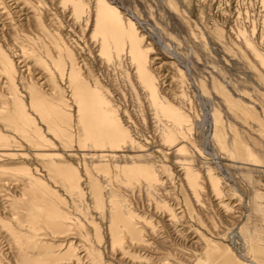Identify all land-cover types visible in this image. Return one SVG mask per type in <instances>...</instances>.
I'll use <instances>...</instances> for the list:
<instances>
[{
    "label": "bare ground",
    "instance_id": "obj_1",
    "mask_svg": "<svg viewBox=\"0 0 264 264\" xmlns=\"http://www.w3.org/2000/svg\"><path fill=\"white\" fill-rule=\"evenodd\" d=\"M27 2L25 0L24 3ZM61 4L71 8L75 20L86 17V25L89 26L91 14L84 1L61 0ZM93 9L92 37L100 40V55L108 63H113L112 60L116 58L117 64L121 65L122 55L127 50L142 92L141 95L136 94L137 103L141 106L144 101L157 124L154 137L149 141L142 136L141 140L139 135L131 134V125L135 124L130 122L128 112L124 113L130 123L125 125L109 89L102 86L90 72L93 81L86 78L81 69L83 66L77 62L78 56L75 57L60 35L47 33L41 15L33 10L36 27L49 39L56 56L42 43L37 47L34 44L32 53H29L22 46L26 40L16 33L12 37L22 46L20 55L15 49L7 53L0 44V199L4 215L0 218V227L8 239V248L11 245L15 248L16 264L88 263V257L94 256L95 252L91 251L90 241L83 240L86 239L85 225L93 226L96 236L100 231L94 219L86 214L89 207L87 198L91 200L93 208L101 212L102 221L107 222L106 230L112 250L122 248L124 244H129L130 248L155 245L151 236H159L160 232L154 219L146 215L152 208L167 215L168 222L175 230L173 232L178 236L191 238L190 235L195 234L193 238L202 245L200 255H205L212 244L217 248L218 261L231 262L230 257H238L240 260L237 264H264L255 257H245L252 249L247 244L251 242L252 225L243 224L237 228L246 250L239 256L233 253L229 256L227 246H219L218 242L207 238L191 225L186 224L188 226L185 227L179 224L181 230H176L175 224L180 219L174 205L170 204L171 195L165 189L173 177L164 163L169 157H176L173 163L183 172V181L193 201L199 208L207 209L201 199L200 189L203 187L199 181L200 174L192 166L189 156L193 153L192 157L195 155L199 164L205 166L215 201L228 208L230 205L221 203L224 194L222 178L214 172V169H220V162L217 158L211 160L206 157L195 146L190 139L193 130L190 116L179 105L162 96L157 79L149 69L152 49L144 45V38L140 36L135 23L130 19L124 20L119 9L108 0H96ZM0 10V26L3 27L2 18L6 22L9 14L2 0ZM239 36L264 70L263 53L251 44L246 33L240 32ZM15 57L20 67L14 64ZM30 63L39 72L35 74V80L28 66ZM179 73L182 75L183 71L179 70ZM215 87L226 97L230 107L239 108L223 88L218 84ZM241 108L246 111L244 108L247 107L242 104ZM210 118L214 127L212 140L218 149L226 151L219 111L213 109ZM232 143L233 158L237 156L248 163L261 164V160L247 146L237 141ZM156 155L162 157L163 161L157 160ZM210 164L215 166L211 168ZM11 187L18 190V194L11 193ZM141 197H145L149 203L148 212L142 211V214L138 211L137 203H134L136 198L141 200ZM209 221L213 228L211 232L200 222L210 235L218 240L225 239L226 231L217 230L221 227L220 222L214 216ZM231 230L233 228L227 232ZM60 236L69 237L75 242L62 241L58 246L47 242ZM160 238L164 244L170 241L168 235ZM58 247L60 249L55 250ZM169 248H173L171 243ZM247 250H250L249 253ZM168 255L158 259V262L169 264ZM185 255L188 262L180 264H206L199 254ZM147 256L143 254L141 258L145 260ZM3 260L0 258V264H6Z\"/></svg>",
    "mask_w": 264,
    "mask_h": 264
},
{
    "label": "rangeland",
    "instance_id": "obj_2",
    "mask_svg": "<svg viewBox=\"0 0 264 264\" xmlns=\"http://www.w3.org/2000/svg\"><path fill=\"white\" fill-rule=\"evenodd\" d=\"M2 1L7 6L9 18L6 22H4L5 18H2L0 44L7 53L10 49H15L19 54L22 46L32 53L33 45L37 47L42 43L55 55L49 39L38 29V26L36 27L33 10L37 11L41 15L47 33L60 35L63 43L75 54V57L78 56L77 62L83 66L81 69L86 78L93 81V78L89 76L90 72L96 76L94 78L102 86L109 89L113 103L117 106L124 124L129 125L131 121L135 124V126L131 125V134L139 135L140 139L144 136L149 141L154 137L153 133H155L157 124L144 101L142 100L141 106L137 103L136 94L141 95L142 92L127 50L122 55L121 65L117 64L116 58L112 60L113 63H108L100 55V40L92 37L95 16L93 8L96 0H82L88 5L91 14L89 26L86 25V17L82 18L83 20H75L71 8L64 7L61 0H28L27 3H24L25 0ZM108 1L119 9L124 20L130 19L135 23L140 36L144 38V45L152 49L149 55L151 61L149 69L157 79L162 96L173 104L179 105L190 116L193 124L190 135L192 142L206 157L211 160L217 158L220 162V169H214V172L222 178L221 189L224 194L221 203L230 205L228 208H224L218 204L219 201H215L216 198L211 192L206 177L205 166L200 165L195 155L192 157L193 153H190L191 164L200 174L199 181L203 187L200 189L201 199L207 205V209H201L193 201L183 181V172H180L173 163L176 157L172 156L166 162L164 161V164L169 167V173H172L174 182L170 180L165 189L170 193V204L174 205L180 219V222L175 224L176 230H181L180 225H191L207 238L218 242L219 246H227L229 256L231 253L239 256L243 255L246 250H244L237 228L243 224L252 225L250 226L251 242L247 243L252 249L247 250L251 253L245 254V257L249 259L255 257L258 262H264V138L262 137L264 70L245 48L239 36L240 32L246 33L251 44L264 55V0ZM28 6L34 9L30 10ZM14 33L22 40H26L22 46L14 41ZM42 56L45 57L44 54ZM13 61L16 66L20 67L21 64L16 57ZM28 66L30 71L32 70L34 80L37 79L35 74L39 73L38 70L32 63ZM179 70L183 71L182 75ZM216 84L223 88L225 94L235 101L239 108L230 107L226 97L217 91ZM242 104L247 107L244 108L246 111L242 110ZM213 109L218 110L221 117L226 151L218 149L219 147L212 140L214 127L210 114ZM125 111L129 114L130 122ZM234 141L247 146L261 160V164L248 163L237 156L233 158L231 153ZM156 156L157 160L163 161L162 157ZM193 159L196 160L193 161ZM214 166L210 164L211 168ZM162 174L164 176V173ZM13 188L10 189L11 193L18 194V190ZM60 193L64 195L62 190ZM86 203L89 205L86 214L94 219L100 234L96 236L93 226L85 225L86 239L83 240H89L91 251L95 252L94 256L88 257V263L85 264H92V262L93 264L94 262L163 264L158 262V259L166 258L167 254H169V264H178V262L180 264V262H188L185 254L200 255L202 245L193 238L195 234H191V238L178 236L173 232L175 230L168 222L167 215L163 214L164 212L152 210V208L151 212L146 215L154 219L153 222L160 232L159 236H151L155 245L149 248H130L129 244H124L122 248L115 247L112 250L106 230L107 222L102 221L101 212L93 208L89 198L86 199ZM134 203H137L141 214L142 211L148 212L149 203L145 197H141V200L136 198ZM1 204L0 199V218H3ZM81 206L85 210L83 203ZM213 216L221 225L217 230L226 231L224 232L226 233L225 239L218 240L210 235L213 228L209 220ZM199 219L209 228L210 232L201 225ZM232 228L233 230L227 232ZM167 235L170 241L164 244L160 237ZM4 236L0 227V258H3L6 264H16L15 248L13 245L8 248L9 242ZM71 236L73 237V235L69 237ZM69 237L60 236V239H48L47 242L58 246L60 242L71 241L74 238ZM72 241L75 242V240ZM170 243L173 248H169ZM59 249L58 247L55 250ZM205 253L200 256L206 264H237L240 260L238 257H230L231 262L218 261L217 248L212 244ZM143 254L148 255L145 260L141 258ZM138 257L141 259H137Z\"/></svg>",
    "mask_w": 264,
    "mask_h": 264
}]
</instances>
